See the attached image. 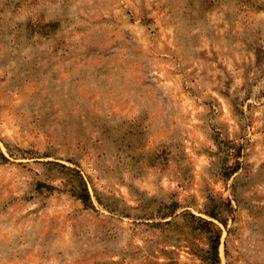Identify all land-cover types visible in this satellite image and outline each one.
Returning a JSON list of instances; mask_svg holds the SVG:
<instances>
[{"label": "rangeland", "instance_id": "374dc122", "mask_svg": "<svg viewBox=\"0 0 264 264\" xmlns=\"http://www.w3.org/2000/svg\"><path fill=\"white\" fill-rule=\"evenodd\" d=\"M0 264H264V0H0Z\"/></svg>", "mask_w": 264, "mask_h": 264}]
</instances>
